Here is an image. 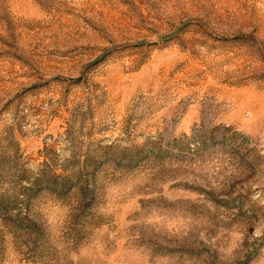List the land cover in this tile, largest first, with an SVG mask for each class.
<instances>
[{
	"label": "rangeland",
	"instance_id": "obj_1",
	"mask_svg": "<svg viewBox=\"0 0 264 264\" xmlns=\"http://www.w3.org/2000/svg\"><path fill=\"white\" fill-rule=\"evenodd\" d=\"M0 264H264V0H0Z\"/></svg>",
	"mask_w": 264,
	"mask_h": 264
}]
</instances>
